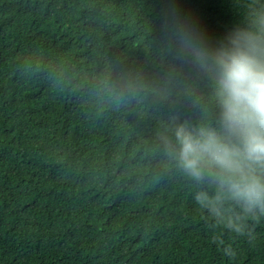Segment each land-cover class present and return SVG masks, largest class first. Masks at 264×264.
I'll use <instances>...</instances> for the list:
<instances>
[{
	"label": "trees",
	"instance_id": "obj_1",
	"mask_svg": "<svg viewBox=\"0 0 264 264\" xmlns=\"http://www.w3.org/2000/svg\"><path fill=\"white\" fill-rule=\"evenodd\" d=\"M255 8L0 0V264H264V218L217 226L166 146L215 123L195 53Z\"/></svg>",
	"mask_w": 264,
	"mask_h": 264
},
{
	"label": "clouds",
	"instance_id": "obj_2",
	"mask_svg": "<svg viewBox=\"0 0 264 264\" xmlns=\"http://www.w3.org/2000/svg\"><path fill=\"white\" fill-rule=\"evenodd\" d=\"M195 55L214 81L218 115L214 124L177 125L166 146L200 185L197 204L217 226L243 235L264 218V8L219 47Z\"/></svg>",
	"mask_w": 264,
	"mask_h": 264
}]
</instances>
